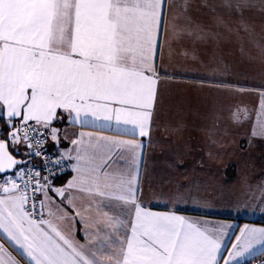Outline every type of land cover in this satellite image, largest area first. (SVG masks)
Listing matches in <instances>:
<instances>
[{
  "label": "snow or ice",
  "instance_id": "snow-or-ice-1",
  "mask_svg": "<svg viewBox=\"0 0 264 264\" xmlns=\"http://www.w3.org/2000/svg\"><path fill=\"white\" fill-rule=\"evenodd\" d=\"M226 5L240 17L264 12V0ZM173 8L170 0H0V264H244L257 246L264 252V227L241 228L228 249L231 225L150 211L139 199L144 143L136 137L151 131L161 41L211 35L190 18L169 26ZM65 122L115 135L73 133L72 149L61 151ZM41 156L38 168L31 161ZM69 167L74 175L57 187ZM73 193L103 222V246L55 222L84 221L49 207L72 205Z\"/></svg>",
  "mask_w": 264,
  "mask_h": 264
},
{
  "label": "crops",
  "instance_id": "crops-1",
  "mask_svg": "<svg viewBox=\"0 0 264 264\" xmlns=\"http://www.w3.org/2000/svg\"><path fill=\"white\" fill-rule=\"evenodd\" d=\"M170 4H175V8L169 11V26L173 17L180 25L190 18L193 25H200L211 35L206 40L187 35L175 39L166 35L161 41L156 62L160 79L151 131L147 137H136L144 143L139 199L150 211H174L190 220L231 225L226 229L228 235L224 241L225 247L231 249L241 228L246 225L264 227V203L261 202L264 197V135L259 134L257 121L260 113L257 110L231 112L228 108L212 111L207 104L209 97L201 93L205 91V94L215 85L232 87L235 98L247 96L239 93L243 89L264 92V82L259 86L243 82L244 78L238 80L246 75L264 80V12L251 9L240 17L227 7L226 0H170ZM185 4L190 5L186 13ZM218 19L223 22L218 23ZM247 32L249 38L257 40L249 49L250 56L246 57ZM219 40L221 49H216L215 42ZM246 61L253 65H257L255 61L261 62V66L244 67ZM219 69L237 71L238 77H228V81L214 78ZM226 104L230 107L228 101ZM1 125L4 127L3 123ZM59 127L61 151L72 149L73 133H96L94 128L81 127L79 123L72 126L65 122ZM96 134L115 135L114 132ZM118 138L133 139L131 135ZM47 143L49 148L55 149L50 140ZM73 175L72 171L62 174L55 181L56 186H63ZM233 182H253L249 185L254 188L246 199L245 195L240 196L241 207L226 210L228 208L221 203L236 194L232 190ZM57 206L62 211H57ZM49 207L57 216L66 212L70 217L79 211L83 222H79V217L76 222L67 218L55 222L64 232L73 233L80 243L91 241L97 247L103 246L104 224L98 222L96 210L89 207L86 197L73 193L72 205L60 204L55 199ZM45 215L47 217V212ZM261 253L257 246L244 264ZM223 255L227 256V252Z\"/></svg>",
  "mask_w": 264,
  "mask_h": 264
},
{
  "label": "rangeland",
  "instance_id": "rangeland-1",
  "mask_svg": "<svg viewBox=\"0 0 264 264\" xmlns=\"http://www.w3.org/2000/svg\"><path fill=\"white\" fill-rule=\"evenodd\" d=\"M246 37H247V39H246L247 52L245 51V55L247 57V56H250V50H249L250 47L253 46L254 42L257 39L249 38L250 36H249L248 32H247ZM220 43H221L220 40L218 42H215V48L216 49H218V48L221 49ZM263 45H264V43H263ZM240 55H241V53L238 54V56H240ZM255 62H256L255 64H257V65L250 64L248 61H246L244 64V67L261 66V62L259 64L257 63V61H255ZM250 70H254V69H250ZM243 71H245V70H243ZM213 77L228 81L229 80L228 77L230 79H233V78L238 77V75H237V71L230 70L229 72H227V71L225 72V71L219 69V70H216V73L213 75ZM241 78H244L243 82H247V83L251 82V83L259 85V86H261V84L264 82V80L261 78H257V77L252 78L251 76L249 77L247 75L241 76L238 80H240ZM262 86H264V84H262ZM262 88H264V87H262ZM204 92L201 93V96L205 95L206 97H209V101L207 102V104L209 106L208 108L212 111L220 112V111L225 110L227 108L229 109V111L231 110V112L233 110L234 111L257 110V111H259L261 118L264 119V108L261 107V93L262 92H259V90H254L252 88L251 89H243L239 92L242 95L247 94L246 97L242 96L243 98L240 95H238L235 98L234 96H236V94H234L232 87L225 86V85H215V86H213V88L209 87L208 92H206L205 94H203ZM228 93L230 94L229 96L227 95ZM211 96H212V98H210ZM242 99H245V100L243 101ZM227 101H228L230 107H227V104H226ZM216 136L219 137L220 135H214V137H216ZM217 140H219V138L214 139V141H217ZM249 184H253V182H246V183H244V182L243 183H234L233 182L232 190H234L236 192V194H234L235 196L232 195L234 198L233 197L228 198V200L223 199L222 200L223 203H221L223 205L222 207H227L228 209H226V210H232V209L234 210L236 208V206L241 207L240 196L245 195V199H246L253 192L254 187L250 186ZM237 191H239V193H237ZM227 201L230 203H227Z\"/></svg>",
  "mask_w": 264,
  "mask_h": 264
},
{
  "label": "built area",
  "instance_id": "built-area-1",
  "mask_svg": "<svg viewBox=\"0 0 264 264\" xmlns=\"http://www.w3.org/2000/svg\"><path fill=\"white\" fill-rule=\"evenodd\" d=\"M0 129H3L1 124H0ZM44 147L47 148L48 152L51 153L54 158L59 155V153L56 151V149L48 147V143ZM43 162H44V156L36 157V158H34V161H31V163L36 165L38 168L42 167ZM70 171H71V169L69 167L68 171L63 173V174L69 173ZM44 174H45L44 172H41V175H44ZM33 183H34V181H33ZM247 264H264V252H262L260 255H258L256 257L252 258L251 260H249L247 262Z\"/></svg>",
  "mask_w": 264,
  "mask_h": 264
},
{
  "label": "water",
  "instance_id": "water-1",
  "mask_svg": "<svg viewBox=\"0 0 264 264\" xmlns=\"http://www.w3.org/2000/svg\"><path fill=\"white\" fill-rule=\"evenodd\" d=\"M17 158H20V157H17Z\"/></svg>",
  "mask_w": 264,
  "mask_h": 264
},
{
  "label": "trees",
  "instance_id": "trees-1",
  "mask_svg": "<svg viewBox=\"0 0 264 264\" xmlns=\"http://www.w3.org/2000/svg\"><path fill=\"white\" fill-rule=\"evenodd\" d=\"M0 124H2V123H0Z\"/></svg>",
  "mask_w": 264,
  "mask_h": 264
}]
</instances>
